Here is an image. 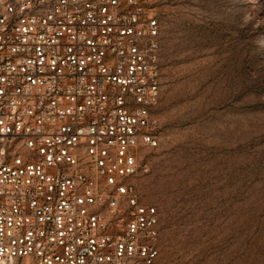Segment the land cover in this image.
Instances as JSON below:
<instances>
[{
  "label": "built area",
  "instance_id": "built-area-1",
  "mask_svg": "<svg viewBox=\"0 0 264 264\" xmlns=\"http://www.w3.org/2000/svg\"><path fill=\"white\" fill-rule=\"evenodd\" d=\"M161 0H0V264H157Z\"/></svg>",
  "mask_w": 264,
  "mask_h": 264
},
{
  "label": "rangeland",
  "instance_id": "rangeland-1",
  "mask_svg": "<svg viewBox=\"0 0 264 264\" xmlns=\"http://www.w3.org/2000/svg\"><path fill=\"white\" fill-rule=\"evenodd\" d=\"M157 264H264V0H161Z\"/></svg>",
  "mask_w": 264,
  "mask_h": 264
}]
</instances>
